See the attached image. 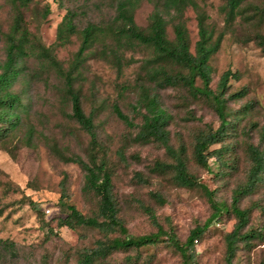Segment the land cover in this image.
<instances>
[{
    "label": "rangeland",
    "instance_id": "374dc122",
    "mask_svg": "<svg viewBox=\"0 0 264 264\" xmlns=\"http://www.w3.org/2000/svg\"><path fill=\"white\" fill-rule=\"evenodd\" d=\"M207 13V24L214 37L222 30L221 0H197ZM16 5L12 0H0V71L5 60V35L13 24ZM67 11L75 12L74 23L79 32L87 23H110L115 15V0H31L20 7L22 25L28 32L27 53L19 61L23 68L11 86L20 96V121L17 128L0 142V240L12 243L8 249L0 243V264H78L84 252H89L106 238L98 229L59 227L64 213L58 205L62 183L69 202L85 215L97 209V198L83 188V172L75 163L62 161L50 148L76 153L85 158L89 137L70 118V106L62 96V82L54 70L42 65L39 47L51 48L54 58L67 68L80 44L79 33L60 43L56 28ZM152 4L141 0L134 11V21L147 29ZM247 14H250L247 13ZM168 19V17H166ZM194 51L197 26L192 9L184 13ZM256 32L264 34V19L246 23L237 17L233 28L224 35L220 47L209 61L212 83L227 69L237 74L230 78L229 92L242 87L246 95L230 100L227 107L233 126L225 138L211 146L219 149L217 156L203 167L193 160L195 136L207 128L215 129L219 120L210 103L195 97L182 87L157 89L162 107L170 115L169 142L174 147L185 146L188 170L213 191L217 200L229 204L232 191L244 183L250 166L249 144L264 147L260 134L264 127V51L253 39ZM167 35L173 39L170 21ZM108 44L96 41L87 51L81 75L75 82L80 89L83 111L91 115L98 141L107 150L112 172L113 194L123 220L131 235L156 231L147 209L157 223L185 241L189 231L203 224L212 209L203 190L177 185L167 168L159 171L158 162H173L164 148L156 142L137 138L142 109L136 106L139 86L148 84L143 61L152 55L151 49L136 42L121 49L122 65H115L100 55ZM32 50L34 52L32 53ZM252 103L251 110H243ZM133 123L128 126L113 107ZM151 193H157L160 202ZM38 210L35 211L32 207ZM241 208H250L244 230L263 229V238L251 246L238 243L232 264H264V171L252 194L244 197ZM234 216L224 213L210 224L195 246L197 264H226L224 236L234 224ZM120 236L109 233L108 238ZM90 264H182L181 257L167 242L161 241L139 249L118 250L105 257H95Z\"/></svg>",
    "mask_w": 264,
    "mask_h": 264
},
{
    "label": "trees",
    "instance_id": "16d2710c",
    "mask_svg": "<svg viewBox=\"0 0 264 264\" xmlns=\"http://www.w3.org/2000/svg\"><path fill=\"white\" fill-rule=\"evenodd\" d=\"M16 5V13L10 30L5 35V60L0 71V142L15 130L20 121V96L11 91V86L22 73L19 61L27 53L28 32L23 27L20 7H26L31 0H12ZM141 0H115V15L110 23L105 25L89 22L79 32L74 23L75 12L67 11L56 28V39L63 43L70 35L79 33L80 44L67 68L54 58L51 48L39 47L37 52L43 56L42 65L52 68L62 82V96L69 102L70 118L73 119L88 137L86 156L83 158L76 153H66L55 144L51 150L64 162L75 163L83 172V188L92 192L97 198V209L92 215L81 213L69 197L62 183L58 205L64 217L58 219L59 227L76 229L87 227L98 229L105 233L106 238L99 240L96 248L84 252L78 264H90L95 257H105L118 250L139 249L165 241L181 257L182 264H197L195 262V246L205 230L216 220H220L224 213L234 216L232 229L224 236L225 262L232 264L238 243L251 246L252 241L263 238V229L244 230L249 221L250 208H241V200L252 194L260 181L264 171V147L249 144L247 147L250 166L244 183L233 189L229 204L217 200L213 191L188 170L185 158V146L180 143L174 147L169 142L167 129L170 115L162 107L156 90L167 87H182L195 97L206 99L216 113L219 124L199 132L193 143V160L196 164L207 167L208 160L219 155V149L211 146L221 142L233 126L227 102L243 98L247 90L245 87L229 92L230 78H237V74L227 69L219 76L215 87L212 83V68L209 64L211 56L220 47L225 34L232 28L238 16L246 23L256 19H264V0H221L220 11L223 14L222 30L214 37V30L207 24L208 15L197 0H147L152 4L147 29H141L134 21V11ZM192 9L197 26V40L194 51L190 50V37L184 20V13ZM250 14H247L249 13ZM168 17V19L166 18ZM170 21L173 39L167 35V24ZM256 43L264 51V34L256 32L253 36ZM106 42L100 50L102 58L115 65L119 72L122 65L121 49L131 42L144 45L151 49L152 55L143 61L145 78L148 84L139 86L136 106L143 110L141 123L137 132L138 140L142 142H156L160 144L169 158L170 164L156 163V169L172 172L173 181L182 187L200 188L205 193L212 212L201 225L192 228L185 241L181 242L173 231L164 230L156 221L151 209L147 213L156 226V231L142 235L128 233L123 220L119 217V208L113 194L112 172L109 167L107 150L98 141L95 125L91 115H87L82 108L80 89L75 82L81 75V67L86 53L96 41ZM34 50H32V53ZM252 103H246L243 110H251ZM116 115L128 126L133 123L121 113L117 106L113 107ZM264 141V127L260 134ZM219 157L217 156V159ZM160 202L164 200L157 194L151 193ZM32 207L35 211L41 210ZM119 233L120 236L108 238L109 233ZM8 249L11 242L0 240Z\"/></svg>",
    "mask_w": 264,
    "mask_h": 264
}]
</instances>
